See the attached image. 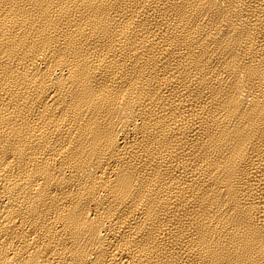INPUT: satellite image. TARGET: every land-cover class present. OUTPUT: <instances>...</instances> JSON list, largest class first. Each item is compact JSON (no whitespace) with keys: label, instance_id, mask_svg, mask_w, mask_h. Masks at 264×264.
Wrapping results in <instances>:
<instances>
[{"label":"bare ground","instance_id":"1","mask_svg":"<svg viewBox=\"0 0 264 264\" xmlns=\"http://www.w3.org/2000/svg\"><path fill=\"white\" fill-rule=\"evenodd\" d=\"M0 264H264V0H0Z\"/></svg>","mask_w":264,"mask_h":264}]
</instances>
